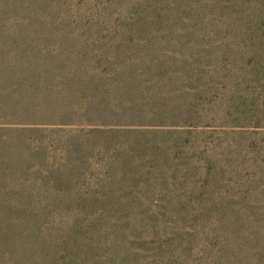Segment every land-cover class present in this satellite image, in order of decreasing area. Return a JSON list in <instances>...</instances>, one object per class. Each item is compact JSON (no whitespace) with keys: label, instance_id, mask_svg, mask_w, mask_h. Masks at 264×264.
I'll list each match as a JSON object with an SVG mask.
<instances>
[{"label":"rangeland","instance_id":"374dc122","mask_svg":"<svg viewBox=\"0 0 264 264\" xmlns=\"http://www.w3.org/2000/svg\"><path fill=\"white\" fill-rule=\"evenodd\" d=\"M29 2L0 0V264H264V0Z\"/></svg>","mask_w":264,"mask_h":264},{"label":"trees","instance_id":"16d2710c","mask_svg":"<svg viewBox=\"0 0 264 264\" xmlns=\"http://www.w3.org/2000/svg\"><path fill=\"white\" fill-rule=\"evenodd\" d=\"M30 1L35 2L37 9L30 2L28 6L35 8L45 16L50 14L56 16L59 14L60 16L81 17L79 12L84 7L89 8L91 15L97 13L106 14V10H102L96 4H91V0H81L82 8L76 6V0H71L69 4H57L55 1L49 4L46 0ZM109 1L111 4L118 0ZM120 2L123 3V14L126 17L180 21L185 19L200 21L222 19L229 22H235V19H247V10H240L238 5L249 4L248 0H120ZM42 10L46 12H42ZM152 112L155 113L154 116L166 117L165 111L155 109ZM172 127L177 128L178 126L173 125ZM243 197L247 199L250 196ZM200 198L204 199L205 196H200ZM239 200L242 201V198H239ZM237 204L235 203V205Z\"/></svg>","mask_w":264,"mask_h":264}]
</instances>
